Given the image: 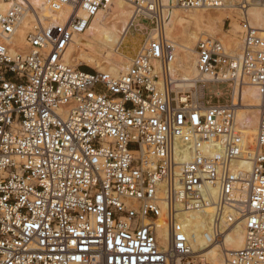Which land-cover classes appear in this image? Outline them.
Masks as SVG:
<instances>
[{
  "label": "built area",
  "instance_id": "built-area-1",
  "mask_svg": "<svg viewBox=\"0 0 264 264\" xmlns=\"http://www.w3.org/2000/svg\"><path fill=\"white\" fill-rule=\"evenodd\" d=\"M109 1L0 10V264H175L192 254L184 214L209 208L210 243L244 224L228 264H264V31L249 17L264 0H127L148 39L127 71L68 64ZM174 7L232 8L242 29L238 48L197 42L199 76L186 88L166 34ZM247 83L261 97L252 141L239 97L213 102Z\"/></svg>",
  "mask_w": 264,
  "mask_h": 264
},
{
  "label": "bare ground",
  "instance_id": "bare-ground-1",
  "mask_svg": "<svg viewBox=\"0 0 264 264\" xmlns=\"http://www.w3.org/2000/svg\"><path fill=\"white\" fill-rule=\"evenodd\" d=\"M24 1L12 0L6 2L0 0V10H8L12 2L22 3ZM30 2L35 8L42 11L46 10V0H30ZM164 2L175 6L174 0H164ZM191 10L193 11L182 13L180 8L174 7L170 20L166 24V34L177 46V61L174 68L181 81L179 83L181 88L191 86L198 79L199 73L196 68L195 50L197 42L207 37L214 38L211 35L215 33L227 36V33L223 31V21L227 17L226 12L237 13L232 8L216 9L217 16L213 15L210 9ZM249 17L252 25L264 31V6L252 7L249 10ZM134 19V8L131 3L127 0H110L106 11L103 9L98 13L87 32L76 39L75 44L67 51L66 62L75 67L88 63L98 71L108 72L112 75H119L127 71L129 64L122 59H118V56L129 61L131 58L121 54L119 52L120 48L131 29L142 31L145 28L142 24L140 26L134 25ZM28 22V19H26L24 25L27 26ZM241 31V25L240 31L233 30L232 35L229 36L230 47H239L241 44ZM153 34L152 31L150 35ZM200 35L202 36L199 37ZM23 41L22 36L20 42ZM147 41L148 39H145L143 44ZM102 60L107 63V66L100 65ZM218 93H221L220 96L224 94L222 91ZM230 95L235 98L239 97L241 100L237 119L244 127L247 138L252 141L259 123V117L257 116L261 108L259 91L247 83L241 88L238 86L233 87ZM240 166L247 171L251 169V164L248 162H242ZM213 211V208H209L204 211L185 213L183 216V222L191 240V258L202 264H228V258H231L233 253L240 250L244 245L245 227L242 222L231 225L221 241L210 243L206 239L205 233L211 229ZM160 234L161 244L166 245L168 241L167 230L161 229ZM175 264H182V262L177 261Z\"/></svg>",
  "mask_w": 264,
  "mask_h": 264
},
{
  "label": "rangeland",
  "instance_id": "rangeland-1",
  "mask_svg": "<svg viewBox=\"0 0 264 264\" xmlns=\"http://www.w3.org/2000/svg\"><path fill=\"white\" fill-rule=\"evenodd\" d=\"M104 10L106 11V9H104ZM180 11L182 13H189V12H191L193 10L180 9ZM211 13H213V15L217 16L216 15V10L215 11L211 10ZM226 14H227V17L223 21V31L225 33H227V36H223V35H221L219 33L218 34L215 33L214 35H211V36L221 40L227 46H230L231 41H230V37L229 36L232 35V32H233L234 29L240 31V22H239V16L237 15V13H232L230 11H227ZM229 19H231V21ZM207 35H210V34H207ZM201 36L202 35H200L199 37H201ZM146 38H147V31L146 30L140 31V29H131L129 35L127 36V38H126V40L124 42V44L121 46L119 52L121 54H124L125 56H128L129 58H132L135 55V53L137 52V50L142 46V44H143V42L145 41ZM240 39H241V37H240ZM118 59H122V60L126 61L129 64V60H125V58L123 59V57L118 56ZM100 65L101 66H107V63L104 60H102L100 62ZM79 66H80L81 69H84V70H97L93 65L91 66V64L89 65L88 63L80 64ZM216 89H217V87L212 86L207 91L208 97L213 95V92ZM222 89L224 90L223 93L225 94V96L221 100H217V99L214 98L213 102L215 104H217L219 102L226 103L230 99V90H227L223 86H222ZM259 113L257 115L258 117H259ZM182 264H202V263H200L198 260H195L194 258L190 257V258L182 261Z\"/></svg>",
  "mask_w": 264,
  "mask_h": 264
},
{
  "label": "trees",
  "instance_id": "trees-1",
  "mask_svg": "<svg viewBox=\"0 0 264 264\" xmlns=\"http://www.w3.org/2000/svg\"><path fill=\"white\" fill-rule=\"evenodd\" d=\"M88 71H92V70H88Z\"/></svg>",
  "mask_w": 264,
  "mask_h": 264
}]
</instances>
